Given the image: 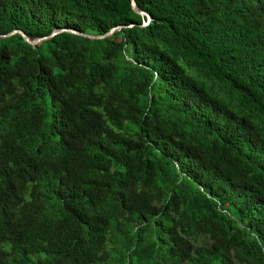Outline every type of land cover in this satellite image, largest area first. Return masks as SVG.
<instances>
[{
  "label": "trees",
  "instance_id": "1",
  "mask_svg": "<svg viewBox=\"0 0 264 264\" xmlns=\"http://www.w3.org/2000/svg\"><path fill=\"white\" fill-rule=\"evenodd\" d=\"M0 0V264H264V0Z\"/></svg>",
  "mask_w": 264,
  "mask_h": 264
},
{
  "label": "water",
  "instance_id": "2",
  "mask_svg": "<svg viewBox=\"0 0 264 264\" xmlns=\"http://www.w3.org/2000/svg\"><path fill=\"white\" fill-rule=\"evenodd\" d=\"M130 6H131L134 13H136L137 15H139L141 17L146 18V22L142 26L143 27L147 26L151 21L150 16L147 13L138 10L134 0H130ZM122 28H123L122 26L111 28L107 33H105L104 35H99V36H90V35L78 33L72 29L59 28V29L54 30L47 37L36 38L33 40L29 39L22 31L14 30V31L6 34V35H0V39L7 38V37H10L13 35H19L28 45L36 46V45H39L41 42H43L45 40H49V39H51V38H53V37H55L61 33H70V34L78 35V36H81V37H84V38H87L90 40H102V39L110 37L111 35H113V33L120 31Z\"/></svg>",
  "mask_w": 264,
  "mask_h": 264
}]
</instances>
